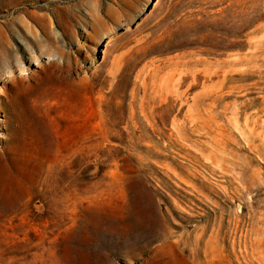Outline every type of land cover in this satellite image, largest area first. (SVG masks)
Wrapping results in <instances>:
<instances>
[{
    "label": "rangeland",
    "instance_id": "rangeland-1",
    "mask_svg": "<svg viewBox=\"0 0 264 264\" xmlns=\"http://www.w3.org/2000/svg\"><path fill=\"white\" fill-rule=\"evenodd\" d=\"M0 264H264V0H0Z\"/></svg>",
    "mask_w": 264,
    "mask_h": 264
},
{
    "label": "bare ground",
    "instance_id": "bare-ground-1",
    "mask_svg": "<svg viewBox=\"0 0 264 264\" xmlns=\"http://www.w3.org/2000/svg\"><path fill=\"white\" fill-rule=\"evenodd\" d=\"M44 21V20H43ZM44 23H45V21H44ZM44 23H43V25H44ZM44 27V26H43ZM49 35H50V33H49ZM15 75V74H14Z\"/></svg>",
    "mask_w": 264,
    "mask_h": 264
}]
</instances>
